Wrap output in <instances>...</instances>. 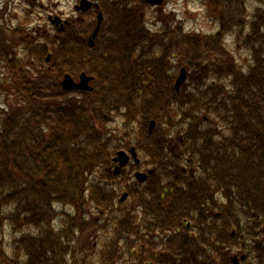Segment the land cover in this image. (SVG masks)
<instances>
[{
	"label": "trees",
	"instance_id": "obj_1",
	"mask_svg": "<svg viewBox=\"0 0 264 264\" xmlns=\"http://www.w3.org/2000/svg\"><path fill=\"white\" fill-rule=\"evenodd\" d=\"M98 1L106 16L98 47H89L84 33L91 25L82 23L61 40L26 38L22 28L30 20L14 30V48L0 46V99L8 94L15 103L0 112V264H116L118 239L139 234V214H115L96 259L98 217L88 205L116 206L119 191L105 181L115 178L112 158L129 143L160 175L155 190L178 181L177 197L161 202L151 194L161 210L147 213L149 222L192 223L193 241L181 240L170 264H232L233 253L247 254L243 264H264V11L242 36L243 1L206 0L216 9L213 34L168 25L174 28L153 35L145 0ZM230 33L249 54L246 68L232 52L237 47L225 46ZM182 67L190 72L177 90ZM81 72L95 77L94 90L65 92L64 74ZM170 136L193 167L187 178L164 163L177 154ZM57 218L66 221L60 231L52 227ZM6 221L15 231L10 247Z\"/></svg>",
	"mask_w": 264,
	"mask_h": 264
},
{
	"label": "flooded vegetation",
	"instance_id": "obj_2",
	"mask_svg": "<svg viewBox=\"0 0 264 264\" xmlns=\"http://www.w3.org/2000/svg\"><path fill=\"white\" fill-rule=\"evenodd\" d=\"M62 1L63 0H57L56 2L49 3L48 5H44V3L40 2L43 8L46 6L43 11V19L46 20V23L44 22V27L46 28L44 32H42V35L44 37L51 38L53 41L61 40L63 35L73 33L78 34L76 31L70 29L76 23L86 24L87 28H89V25H91V28L94 31V29L97 27V21L99 20L100 13L103 14L104 20L106 19L98 0H76L71 13L62 9ZM258 1L260 2L259 5L264 6V0ZM94 20L96 21L94 22ZM52 21H56L58 24H53ZM102 27L104 26H101V29ZM101 29L97 38L95 39L96 47H98L101 43ZM92 33V31H87L84 33L87 36L88 42ZM127 146H130L125 150L128 154L132 155V149L135 148L136 153L139 155V151L136 146ZM175 148H178V152L174 158L175 160L167 159V162L164 163H172V170L182 171L184 177L187 178L188 176H191L189 171H192L193 167L190 163L187 164L182 159L183 151H180L178 144H176L173 149ZM113 159L114 157L112 158V166L109 168V170H112L114 175V171L118 164L114 162ZM150 163L151 162L148 161L147 158H144V160L140 157L138 159H133L131 156L128 164L121 169L118 175L114 176L115 178L105 181V184L107 187H109V189L119 191L115 207L108 210H102L92 203L88 205L98 217V229L94 235L95 248L92 252V256L94 258L100 259L104 246L113 232V218L115 214L121 213V209H127V214L130 218L140 209V216L135 217L137 220L141 218L143 225H140L139 234L126 231L125 235L119 237L117 244L118 253L115 257L116 264L121 259L125 260V264H129L132 259L136 258H138V260H142V262L138 264H160V262L170 264L171 262L176 261L178 258L181 240L185 245L193 241L194 232L192 231V223H185L183 227H180L177 225L171 226L170 223L149 222L150 214L147 213H152V210H161L157 199H155L154 195L151 196V194L158 195L161 202H168L171 197H177L178 191L175 190L174 186L179 185L177 179L175 178L173 180L171 189L161 191L155 190L154 187L157 182L160 181V179H158L160 175H156L154 173L155 169L150 167ZM139 173H146V177H144L143 182H139L137 179ZM162 177L164 179L166 178V176ZM131 193H136L139 197V200H135L131 196ZM125 194L126 197L124 198ZM142 202L148 204V206L146 207L140 205ZM143 208L145 209L144 213ZM58 221L59 228L57 229L54 226V231L62 230L63 224H66L64 219L63 223L60 219ZM164 227H167V231L165 232L162 230ZM186 232H188L187 236L181 237L183 234H186ZM164 234H166L165 237Z\"/></svg>",
	"mask_w": 264,
	"mask_h": 264
},
{
	"label": "rangeland",
	"instance_id": "obj_3",
	"mask_svg": "<svg viewBox=\"0 0 264 264\" xmlns=\"http://www.w3.org/2000/svg\"><path fill=\"white\" fill-rule=\"evenodd\" d=\"M56 1L57 0H0V46L11 45L12 48H14V42L12 41L14 37V30L19 28V25L22 22L29 20L32 22L33 19V24L29 25L27 23L28 26H31V30L28 29L27 26H24L22 28V35L25 36L29 34L34 35V38H38L39 36L35 34L34 31L37 29V32H44L46 28L44 27V22L46 23V20L43 19V11L46 6L43 8L40 2L44 3V5H48L49 3H54ZM75 2L76 0H63L61 2L62 9L71 13ZM253 2L256 9H262V11H264V6L259 5L260 2L258 0H253ZM260 11L261 10H259V12ZM29 12L33 14V17ZM259 12L256 14L258 15ZM216 16V9L208 6L206 0H166L162 7H149L146 10L145 22L147 28L150 31H153V33H160V31H163V28L165 27L174 28V26L168 25H181L184 26L187 32L213 34L218 28V24L215 19ZM226 45L228 48L236 49L237 47V43H235V40L231 39V37H229ZM238 46L241 49H238L237 47V49L232 52L238 59L239 63L246 68L250 62L249 54L242 46V43ZM15 51H17V53L20 52L19 48H15ZM5 63H2L1 67H4ZM72 99L77 100V98ZM14 104L15 103L11 95L3 94L0 99V112H2V110L6 111L10 109V107H13ZM113 119L115 118L113 117ZM116 121L117 119L115 122ZM118 122L119 121H117L113 127L121 130L123 128L122 123ZM117 134H119V132H117ZM173 145L174 144H172V146ZM139 157L142 158L141 154ZM139 213L140 211L137 214ZM139 223H143L141 218L139 219ZM58 225L59 221L56 220L53 222L52 227L55 226L58 229ZM2 231L3 237L7 245L10 247L14 242L15 231L13 227L9 226L7 221L4 223ZM165 235L166 234H164V237Z\"/></svg>",
	"mask_w": 264,
	"mask_h": 264
},
{
	"label": "water",
	"instance_id": "obj_4",
	"mask_svg": "<svg viewBox=\"0 0 264 264\" xmlns=\"http://www.w3.org/2000/svg\"><path fill=\"white\" fill-rule=\"evenodd\" d=\"M146 2L148 4H150V5L158 6V5H161L164 2V0H146ZM102 17H103L102 14H100L99 15V25L96 28V30L93 33V35L91 36V38H90V44L91 45H93L94 39H95V37L97 36V34L99 32V29H100V26H101V22H102ZM186 76H187L186 69L183 68L181 70V74H180V76H179V78L177 80V83H176V87L177 88L185 81ZM91 80H92V78L88 77L86 74H82L80 82L76 83L70 75H66L64 80H63V82H62V85H63L65 90L80 89V90L89 91V90H92V87L89 86V83H90ZM154 126H155V123L152 122L150 129L152 130L154 128ZM132 151L134 153L133 156L136 158L137 154L135 152V149L133 148ZM129 159H130V156L125 151H120L118 153V156L114 159L115 162L119 163V165L115 169V174H119L120 173L121 168L127 165ZM137 177H138L139 181L143 182L144 181V177H146V174L145 173H139ZM125 197H126V194L124 195V198ZM244 258H245V256H242V259H244ZM234 261H235V263L239 262L237 257L234 258Z\"/></svg>",
	"mask_w": 264,
	"mask_h": 264
}]
</instances>
